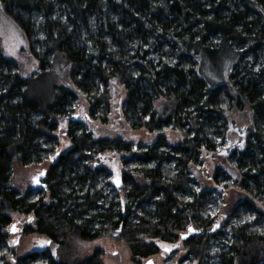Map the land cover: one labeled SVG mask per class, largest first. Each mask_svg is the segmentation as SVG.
Listing matches in <instances>:
<instances>
[{
  "label": "trees",
  "instance_id": "trees-1",
  "mask_svg": "<svg viewBox=\"0 0 264 264\" xmlns=\"http://www.w3.org/2000/svg\"><path fill=\"white\" fill-rule=\"evenodd\" d=\"M0 2L38 63L23 76L0 45L2 264L8 251L14 264H103L101 248L84 255L76 244L106 236L138 262L159 250L148 238L174 241L188 226L196 229L184 238L188 263L264 264V0ZM113 79L125 90L122 116L133 133L95 137L71 111L82 94L90 119L106 120ZM236 112L248 113L249 124L243 146L224 160L250 198L220 224L207 208L218 196L194 189L190 173L202 148L236 140ZM60 117H70L64 152ZM164 125L182 139L167 142ZM143 130L152 138L137 139ZM48 159L45 190L14 180L17 166ZM114 164L119 188L109 182ZM232 176L217 166L212 178ZM8 211L32 212L35 225L23 232L50 248L9 250Z\"/></svg>",
  "mask_w": 264,
  "mask_h": 264
},
{
  "label": "rangeland",
  "instance_id": "rangeland-1",
  "mask_svg": "<svg viewBox=\"0 0 264 264\" xmlns=\"http://www.w3.org/2000/svg\"><path fill=\"white\" fill-rule=\"evenodd\" d=\"M0 5H2L1 2ZM0 45L2 56L13 60L17 64L21 75L25 76L27 73L37 69L38 63L28 51V41L24 32L6 13L3 5L2 8H0ZM63 82L67 86H70L67 80H63ZM109 88L110 99L106 120H101L100 118L90 119L88 104L82 94H79L78 102L71 111V115L77 116L85 121L87 126L93 131L95 137L112 138L118 135L124 136L125 134L133 133L129 130L130 127L126 124L122 116L123 100L125 96L123 86L113 79ZM234 117L235 123L233 125V131L236 132V140L232 142L229 139L225 141L224 145L218 146L214 151L202 148L198 160H195L191 166L190 173L192 178L191 185L194 189H209L211 190V195L218 196V203L213 201L209 202L207 203V208L211 215H216L215 223L220 224H223V221L228 217L229 209L232 206L244 198H250L244 190L233 185L232 182L237 173L232 165L224 160V157L230 153L234 145L241 146L243 144V136H245L249 124L248 113L243 112V114H239L236 112ZM68 119H70V117L58 118L59 129L56 131L58 137V152H64L71 147L70 140L64 133L67 128ZM158 133L164 134L167 138V142L172 144L178 143L183 137V133L180 130L172 128V126L169 125H164L158 130ZM152 136L153 134H149L147 130L136 133L137 139H151ZM49 162L48 159L47 161L37 164L17 166L13 178L16 182H19V180L22 182L25 181L27 185L30 184L31 186L32 177H38L42 169L46 170ZM217 166L225 167L233 176L227 180L214 181L212 175ZM226 181L228 184H225ZM258 207L264 211L262 204L258 203ZM8 214L11 217V223L5 230L8 236L9 250L13 249L17 255H21L27 251L37 249L41 245V242H43V238L35 232L25 234L21 231L26 225L34 226L36 218L30 220V213L17 211H8ZM11 224L18 227V230L11 232ZM181 234L182 232H180L176 240L170 242L159 238H148V240L158 245L159 250L154 255L139 258L138 262L132 260L131 254L124 242L108 236L91 241H78L76 246L84 255L91 253L97 247L101 248V260L103 264H146L148 260L151 264H195V261L188 263L187 259H182V256L186 252V248L184 247V239L181 238ZM161 245L171 250L165 251V248L161 247ZM4 261H8L9 264H14L13 253L11 251H8L5 255ZM0 264H2V261H0Z\"/></svg>",
  "mask_w": 264,
  "mask_h": 264
},
{
  "label": "water",
  "instance_id": "water-1",
  "mask_svg": "<svg viewBox=\"0 0 264 264\" xmlns=\"http://www.w3.org/2000/svg\"><path fill=\"white\" fill-rule=\"evenodd\" d=\"M51 160H52V159H51ZM115 166H116L115 164L112 166V169H113L112 172H113V174H112V176H111L109 182H110V184H111L113 187H115V188H119V187L122 186V178H121V174L118 173V171H117V169H116ZM45 172H46V170H45V169H42V171L39 173L38 179L41 180V179L44 177ZM41 173H44V174H43V175H40ZM117 179H118V181H119V186H118L117 183H116ZM40 186H41V187H45L44 183H41ZM13 225H14V224H11V232H15V231L18 230V227H16V230L13 231V230H12V226H13ZM215 227H216V225H215ZM189 228L192 229L191 232H189ZM195 231H196V229H194L192 226H188L187 230L181 234V237L183 236V237L186 238V237L188 236L189 233H193V232H195ZM149 262H150V261L148 260L146 264H149Z\"/></svg>",
  "mask_w": 264,
  "mask_h": 264
},
{
  "label": "flooded vegetation",
  "instance_id": "flooded-vegetation-1",
  "mask_svg": "<svg viewBox=\"0 0 264 264\" xmlns=\"http://www.w3.org/2000/svg\"><path fill=\"white\" fill-rule=\"evenodd\" d=\"M49 161H52L51 159L49 160ZM39 176V175H38ZM44 177H45V175H44ZM44 177L40 180V179H38V177H36V176H33L32 177V180H31V186L34 188V189H43V190H45V187H46V184L44 183ZM36 180H38V183L36 182ZM41 183H44V185H45V187H41L40 185H41ZM45 201H46V199H45ZM30 214H31V217H30V220L31 219H34L35 217H34V215H33V213L32 212H29ZM10 223H11V221H10ZM9 223V224H10ZM8 224V225H9ZM27 226V225H26ZM25 226V227H26ZM25 227L21 230V231H23L24 229H25ZM20 231V232H21ZM19 232V233H20ZM46 242H48V243H43V242H41V245L37 248V249H35L36 251H38V252H40V251H42V250H44L46 247H49V241L48 240H46ZM9 243V242H8ZM50 248V247H49Z\"/></svg>",
  "mask_w": 264,
  "mask_h": 264
},
{
  "label": "snow or ice",
  "instance_id": "snow-or-ice-1",
  "mask_svg": "<svg viewBox=\"0 0 264 264\" xmlns=\"http://www.w3.org/2000/svg\"><path fill=\"white\" fill-rule=\"evenodd\" d=\"M0 8H2V5H0ZM241 146H243V145H241ZM57 154H59V153H57ZM43 174H44V173H41L40 175H43ZM36 182L38 183V180H36ZM116 183H117V185L119 186V181H118V179H117ZM197 191H199V189H197ZM12 230H13V231L16 230L15 225L12 226ZM191 231H192V229L189 228V232H191ZM181 238L184 239L185 237L182 236ZM45 243H48V242H45ZM161 247H164V248H165V251H170V250H171L170 248H168V247H166V246H164V245H161ZM53 254H55V253H53ZM149 264H151V262H149Z\"/></svg>",
  "mask_w": 264,
  "mask_h": 264
}]
</instances>
